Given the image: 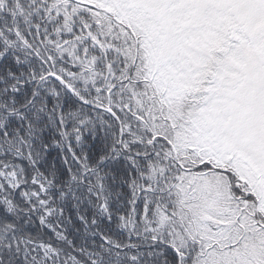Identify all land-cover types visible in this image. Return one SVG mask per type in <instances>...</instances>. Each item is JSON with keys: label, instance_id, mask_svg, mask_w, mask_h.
Masks as SVG:
<instances>
[{"label": "snow or ice", "instance_id": "6c2138e0", "mask_svg": "<svg viewBox=\"0 0 264 264\" xmlns=\"http://www.w3.org/2000/svg\"><path fill=\"white\" fill-rule=\"evenodd\" d=\"M0 264H264V0H0Z\"/></svg>", "mask_w": 264, "mask_h": 264}]
</instances>
